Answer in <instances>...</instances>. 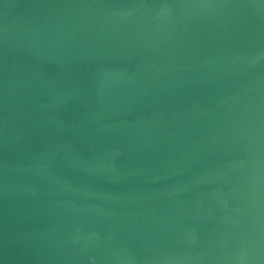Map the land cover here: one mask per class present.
<instances>
[{
  "label": "water",
  "instance_id": "95a60500",
  "mask_svg": "<svg viewBox=\"0 0 264 264\" xmlns=\"http://www.w3.org/2000/svg\"><path fill=\"white\" fill-rule=\"evenodd\" d=\"M0 264H264V0H0Z\"/></svg>",
  "mask_w": 264,
  "mask_h": 264
}]
</instances>
